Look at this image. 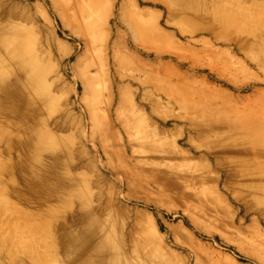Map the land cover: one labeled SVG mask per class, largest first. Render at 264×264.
Instances as JSON below:
<instances>
[{
	"label": "rangeland",
	"instance_id": "374dc122",
	"mask_svg": "<svg viewBox=\"0 0 264 264\" xmlns=\"http://www.w3.org/2000/svg\"><path fill=\"white\" fill-rule=\"evenodd\" d=\"M110 1L93 13L91 41L83 25L56 15L71 14L61 5L55 11L48 0H0V20L34 42L45 84V95L31 94L28 106L15 102L14 112L0 100V128L10 132L0 137V180L8 200L33 213L59 208L57 198L32 193L22 166L24 155L31 157L28 165L55 160L57 170L85 176L87 201L96 214L129 197L132 212L114 235L127 251L135 244L137 264H264L253 254L257 246L264 252V206L238 186L224 155L206 151L211 133L252 137L264 145V27L223 30L208 15L264 14V0H196L195 12L168 8L161 0H114L108 13ZM136 14L142 26L128 29ZM180 14L188 15L186 22L180 23L186 19ZM183 27L191 32L180 33ZM156 28L178 44L181 59L169 53V41L156 38ZM92 60L96 69L81 80ZM116 116L133 117L136 138ZM180 116L193 118L198 127ZM41 131L55 141V150L36 151L45 140ZM111 164L131 174L121 192L117 175L105 172ZM202 192L210 207L191 211ZM80 209L70 206L51 228ZM22 227L29 229L26 221ZM143 241L145 251L139 248Z\"/></svg>",
	"mask_w": 264,
	"mask_h": 264
},
{
	"label": "bare ground",
	"instance_id": "6f19581e",
	"mask_svg": "<svg viewBox=\"0 0 264 264\" xmlns=\"http://www.w3.org/2000/svg\"><path fill=\"white\" fill-rule=\"evenodd\" d=\"M48 1L55 11L59 5L71 11V14H56L61 21L83 25L88 31L90 40L94 39L92 33L97 23L93 13L101 11L104 5L103 0ZM161 1L168 8L179 9L178 11H184V8L185 10L192 8L194 12L198 10V6H191V3L196 0ZM110 3L111 9L108 13H112L115 1L111 0ZM110 15H105L104 21L109 22ZM208 15H212L223 30L233 27L238 30L251 31V27H264V14H247L245 11L239 14H220L213 11ZM187 16V14H180L182 19ZM186 21L187 18L180 23ZM126 24L128 29H137L142 26L138 14L130 18ZM179 31L184 33L189 30L183 27L179 28ZM155 35L158 40L169 41L174 48L169 50V53L181 59L182 55L177 52L178 44L171 41L169 34L156 28ZM54 43L59 48V44ZM96 54L99 57L102 52L97 50ZM96 66V62L92 60L80 79L83 80L86 74L89 75L92 69H96ZM43 74L44 66L39 60L34 42L22 36L13 24L0 20V100L7 102L5 109L14 112L16 111L15 102L21 106H28L31 103L29 99L31 94L40 97L45 95L42 89L45 86ZM132 119V116L124 118L116 116V120L123 123L127 134L136 138V135H132L136 130ZM180 119H184L189 125L196 127L199 125L190 117L180 116L178 120ZM208 135L212 138H209L206 151L214 154L219 152L224 155L237 173L238 186L248 191L259 205L264 206V159H260L264 158V145L259 140L241 135L218 136L214 133ZM8 136L10 132L0 128V137ZM140 136L142 137L141 134ZM146 136L150 143L159 145V140L154 141L149 135L146 134ZM40 137L48 142L41 140L36 146V151L41 148L56 149L55 141L48 138L45 132L41 131ZM25 144L27 145V143H22V145ZM172 149L175 152L178 151L174 143ZM137 153L136 150V155ZM29 159H31L30 156L24 155L22 160V166H26L25 171L29 178L26 181L27 186L37 198L54 197L61 202V206L47 208L39 213L25 211L8 200L5 191L7 185L0 180V259H7V264H60V258H63L67 264H137L135 254L139 255V252L135 244L130 251H127L121 237L114 235V231L120 230L125 222L126 215L132 212L127 204L129 197L122 198V202L120 201L122 206L115 208L109 205L103 214H96L87 201V181L83 174L74 176L69 172L59 171L55 166V160L44 167L28 165L26 163L30 161ZM35 162L37 163V160ZM106 169V173L117 175L116 183L119 185L120 192L130 184L131 174L125 166L111 164L107 165ZM206 198L204 192L196 197L191 211L194 208L200 212L208 209L211 202ZM74 204H78L81 208L78 213L72 216L70 221L60 220L56 228L52 229V220L59 219ZM133 212L138 213L137 210ZM20 221L28 223L27 231L22 227L24 222L19 223ZM141 228L140 232L144 230L143 227ZM140 243L139 248L145 251L147 248L145 241L142 247ZM18 254H25L30 261L19 256L16 260ZM253 254L264 262V252L259 246Z\"/></svg>",
	"mask_w": 264,
	"mask_h": 264
}]
</instances>
